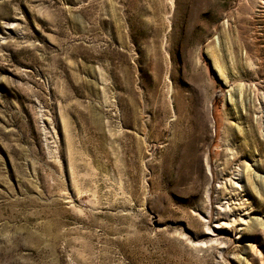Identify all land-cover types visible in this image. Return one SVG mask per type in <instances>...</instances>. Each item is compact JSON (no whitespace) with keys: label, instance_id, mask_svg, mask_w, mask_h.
<instances>
[{"label":"rangeland","instance_id":"obj_1","mask_svg":"<svg viewBox=\"0 0 264 264\" xmlns=\"http://www.w3.org/2000/svg\"><path fill=\"white\" fill-rule=\"evenodd\" d=\"M0 264H264V0H0Z\"/></svg>","mask_w":264,"mask_h":264}]
</instances>
